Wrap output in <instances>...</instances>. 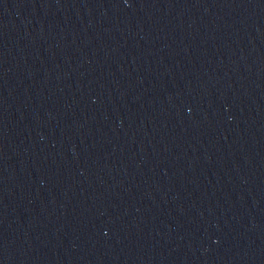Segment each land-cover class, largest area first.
I'll return each instance as SVG.
<instances>
[{"label": "water", "instance_id": "95a60500", "mask_svg": "<svg viewBox=\"0 0 264 264\" xmlns=\"http://www.w3.org/2000/svg\"><path fill=\"white\" fill-rule=\"evenodd\" d=\"M0 264H264V0H0Z\"/></svg>", "mask_w": 264, "mask_h": 264}]
</instances>
